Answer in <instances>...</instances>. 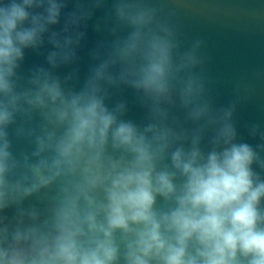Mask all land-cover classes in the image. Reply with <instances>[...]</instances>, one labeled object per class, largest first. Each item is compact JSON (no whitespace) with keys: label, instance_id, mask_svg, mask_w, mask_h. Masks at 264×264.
Listing matches in <instances>:
<instances>
[{"label":"clouds","instance_id":"obj_1","mask_svg":"<svg viewBox=\"0 0 264 264\" xmlns=\"http://www.w3.org/2000/svg\"><path fill=\"white\" fill-rule=\"evenodd\" d=\"M176 17L0 0V264H264V127L239 138L245 87L217 105Z\"/></svg>","mask_w":264,"mask_h":264},{"label":"water","instance_id":"obj_2","mask_svg":"<svg viewBox=\"0 0 264 264\" xmlns=\"http://www.w3.org/2000/svg\"><path fill=\"white\" fill-rule=\"evenodd\" d=\"M166 7L175 9L189 40L199 37L206 42L207 73L217 105L227 104L237 85L245 87L236 113L239 138L253 146L261 143L259 137L249 136L247 126L264 127V0H166ZM95 39L89 29L80 53L82 70ZM42 63V56L26 53L25 70ZM126 95L129 118L139 120L141 110L131 102V94Z\"/></svg>","mask_w":264,"mask_h":264}]
</instances>
